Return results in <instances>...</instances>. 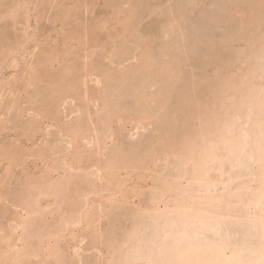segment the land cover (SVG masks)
<instances>
[{
    "label": "rangeland",
    "instance_id": "rangeland-1",
    "mask_svg": "<svg viewBox=\"0 0 264 264\" xmlns=\"http://www.w3.org/2000/svg\"><path fill=\"white\" fill-rule=\"evenodd\" d=\"M220 250L264 264V0H0V264Z\"/></svg>",
    "mask_w": 264,
    "mask_h": 264
},
{
    "label": "bare ground",
    "instance_id": "bare-ground-1",
    "mask_svg": "<svg viewBox=\"0 0 264 264\" xmlns=\"http://www.w3.org/2000/svg\"><path fill=\"white\" fill-rule=\"evenodd\" d=\"M262 101V100H261ZM263 105V104H262ZM237 115H238V113H237ZM232 128V127H231ZM230 128V129H231ZM253 142V141H252ZM225 150V149H224ZM252 152V151H251ZM244 156V155H243ZM246 157V156H245ZM248 158V157H247ZM220 159H221V157H220ZM249 159V158H248ZM199 161V160H198ZM201 162V161H200ZM203 162V161H202ZM184 164V163H183ZM182 165V164H181ZM193 171V170H192ZM201 173V172H200ZM207 174V173H206ZM240 175V174H239ZM185 176V175H184ZM178 177V176H177ZM261 178V177H260ZM189 179V178H188ZM169 181V180H168ZM260 181V180H259ZM171 183V182H170ZM191 183V182H190ZM188 184V183H187ZM166 185H167V183H166ZM206 186V185H205ZM158 187V186H157ZM155 188H156V186H155ZM159 188V187H158ZM156 190V189H155ZM181 190V189H180ZM199 190V189H198ZM208 190H210V186H209V189ZM207 190V191H208ZM158 191V190H157ZM260 191V190H259ZM48 192V191H47ZM204 192V191H203ZM206 192V191H205ZM204 192V193H205ZM216 192V191H215ZM261 192V191H260ZM156 193V192H155ZM203 193V194H204ZM40 194V193H39ZM161 194V193H160ZM31 195V194H30ZM44 195V194H43ZM183 195V194H182ZM32 196V195H31ZM194 197L192 196V199H193ZM198 199H199V197H198ZM34 200V199H33ZM36 200V199H35ZM157 200V199H156ZM181 200V199H180ZM200 201V200H199ZM207 203V202H206ZM209 204H210V202H209ZM30 205V204H29ZM36 205V204H35ZM185 206V208H187V206H190V205H184ZM184 206H183V210H185L184 209ZM218 206V205H217ZM28 207V206H27ZM166 208V207H165ZM168 208V207H167ZM177 208V207H176ZM181 209H182V207H180ZM189 208V207H188ZM174 209V208H173ZM166 210V209H165ZM176 210V209H175ZM188 210H190V209H188ZM194 210V209H193ZM192 211V210H191ZM198 211H199V209H197L196 210V212H197V215H196V217H197V221H198V223H200V225H205V226H207L206 225V223H207V219L208 218H206L205 217V215H203V216H200V213L198 214ZM203 211V210H202ZM207 211V210H206ZM214 211V210H213ZM163 212V211H162ZM177 212V211H176ZM182 212H185V211H182ZM187 213H189V211L187 212ZM194 213V212H193ZM211 213V212H210ZM163 214V213H162ZM167 214V213H166ZM178 214V213H177ZM208 214V213H207ZM191 215V216H190ZM189 216H185V214L184 213H179L178 215H177V218H175L176 219V221L178 222V223H181V224H183V226L185 227V229L186 228H188L187 230H185V233H183L184 235L185 234H190V233H193V231L195 232V228L193 229V224H195V221L193 220L192 221V219H190L191 217H193L192 215H195V214H190ZM163 216V215H162ZM195 216L193 217V219L194 218H196ZM209 217V216H208ZM227 217V216H226ZM169 218V217H168ZM206 218V219H205ZM174 219V218H173ZM223 219H224V217H223ZM154 220V219H153ZM209 220V219H208ZM175 221V220H174ZM160 223V222H159ZM172 224V226L174 227V223H171ZM208 224V223H207ZM159 225V224H158ZM161 225V224H160ZM208 225H212V224H208ZM224 226V225H223ZM222 226V227H223ZM204 227V226H203ZM175 228V227H174ZM226 229V228H225ZM191 230V231H190ZM207 230V229H206ZM227 230V229H226ZM163 231V230H162ZM173 231V230H172ZM170 232V231H169ZM176 232V231H175ZM163 233V232H162ZM165 233V232H164ZM182 233V232H181ZM225 233V232H224ZM173 235V234H172ZM171 235V236H172ZM178 235V234H177ZM227 235V234H226ZM231 235V234H230ZM165 236V235H164ZM168 236H170V235H168ZM167 236V237H168ZM189 236V235H188ZM186 237V239L188 238L189 239V237ZM208 236V235H207ZM216 236V235H215ZM263 236V235H262ZM185 237V236H184ZM183 237V235H182V238H184ZM220 237V236H219ZM172 238H174V237H172ZM176 238H177V236H176ZM179 238V237H178ZM177 238V239H178ZM231 238V237H230ZM161 239H163V238H161ZM201 239V238H200ZM209 239V238H208ZM212 239V238H211ZM229 239V238H228ZM159 240H160V238H159ZM192 240H193V238H192ZM210 240V239H209ZM216 240V239H215ZM182 241H183V239H182ZM187 241V240H186ZM233 241V240H232ZM155 242V241H154ZM162 242V241H161ZM174 242H176L175 240H174ZM202 242V241H201ZM234 242V241H233ZM261 242V241H260ZM170 243V242H169ZM178 243H180L179 241H178ZM197 244V243H196ZM200 244V243H199ZM180 245V244H179ZM198 245V244H197ZM208 245H209V243H208ZM247 245V244H246ZM258 245V244H257ZM262 245V244H261ZM193 246V245H192ZM28 247V246H27ZM164 247V246H163ZM175 247H176V245H175ZM175 247H174V250H173V248H170V250L171 251H169L170 253H172L171 255H173L174 256V251H175ZM179 247V246H178ZM198 247H199V245H198ZM217 247V246H216ZM219 247V246H218ZM225 247V246H224ZM136 248V247H135ZM183 248V247H182ZM228 248V247H227ZM243 248V247H242ZM245 248V247H244ZM260 248V247H259ZM159 250H160V248H158ZM157 249V250H158ZM162 249V248H161ZM166 249V248H165ZM176 249H177V247H176ZM185 249V248H184ZM239 249H241V248H239ZM246 249V248H245ZM254 249V248H253ZM180 250V249H179ZM183 250V249H182ZM190 250V249H189ZM205 250V249H204ZM208 250V249H207ZM248 250V249H247ZM156 251V250H155ZM177 251H178V249H177ZM198 251V250H197ZM203 251V250H202ZM221 251V250H220ZM254 251V250H253ZM143 252H144V250H143ZM152 252V251H151ZM159 252V251H158ZM189 252V251H188ZM193 252V251H192ZM200 252H201V249H200ZM206 252V251H205ZM181 253V252H180ZM179 253V254H180ZM197 253V252H196ZM204 253V252H203ZM202 253V255H204ZM261 254V253H260ZM151 255H153V254H151ZM161 255V254H160ZM209 255V254H208ZM235 255V254H234ZM256 255H258V254H256ZM169 256H170V254H169ZM180 256V255H179ZM200 256V255H199ZM214 256V255H213ZM216 256V255H215ZM217 260L214 258V261L216 260V264H221V262L223 261V257H225L226 255H225V250H222L220 253H219V255L217 254ZM139 257V256H138ZM145 257V256H144ZM186 257V256H185ZM209 257V256H208ZM207 257V258H208ZM237 257V256H236ZM240 257V256H239ZM177 258H178V256H177ZM181 259H182V256L180 257ZM187 258V257H186ZM234 258V257H233ZM128 259V258H127ZM155 259V258H154ZM203 259V258H202ZM210 259H212V258H210ZM240 259V258H239ZM153 260V259H152ZM169 260V259H168ZM178 260H179V258H178ZM191 260V259H190ZM208 260V259H207ZM206 260V261H207ZM213 260V259H212ZM211 260V261H212ZM251 260V259H250ZM256 260V259H255ZM185 261V260H184ZM227 261H228V258H227ZM234 261V260H233ZM235 262H237V261H235ZM148 263V262H147ZM162 263V262H161ZM188 263V262H187ZM201 263H202V261H201ZM207 263V262H206ZM212 264H215V263H213V262H211ZM224 263V262H223ZM246 263V262H245ZM251 264H252V262H250ZM169 264V263H168ZM172 264V263H171ZM209 264V263H208Z\"/></svg>",
    "mask_w": 264,
    "mask_h": 264
}]
</instances>
